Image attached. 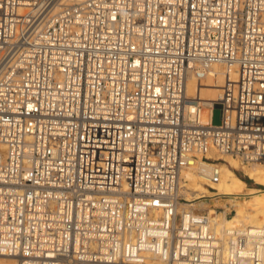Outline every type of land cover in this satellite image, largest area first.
<instances>
[{
  "label": "built area",
  "instance_id": "1",
  "mask_svg": "<svg viewBox=\"0 0 264 264\" xmlns=\"http://www.w3.org/2000/svg\"><path fill=\"white\" fill-rule=\"evenodd\" d=\"M56 2L0 0V255L264 264V227L225 241L178 212L210 152L264 165V0ZM214 65L228 82L204 105L188 84Z\"/></svg>",
  "mask_w": 264,
  "mask_h": 264
},
{
  "label": "bare ground",
  "instance_id": "2",
  "mask_svg": "<svg viewBox=\"0 0 264 264\" xmlns=\"http://www.w3.org/2000/svg\"><path fill=\"white\" fill-rule=\"evenodd\" d=\"M82 1L85 0H57L53 11L57 12L62 6L71 5L72 2L75 4L74 2ZM230 78V81L237 80L236 74H231ZM227 82L228 78L224 68L214 65L204 79L190 80L188 93L192 96L197 95L202 104L212 105L219 102L222 89ZM188 110L192 111L193 107ZM209 156L216 162L199 161L186 172L185 177L188 182L183 194L188 202H182L178 212L182 214L196 211L200 214L204 213L216 235L225 241L232 233L233 235L240 234L245 228L264 227V192L259 193V189L249 187L234 172L240 169L254 183L264 186V165L244 164L238 158L217 154L213 151L209 153ZM215 166L221 170V179L217 184H210L208 175ZM246 193L252 194V200L248 198L250 200L246 203L236 202L237 196ZM181 205L189 209H184V211ZM191 207L196 209H190ZM202 210L203 213H201ZM217 210L222 211V216L218 219L212 215V212ZM0 259L6 261L7 264H18V260L14 257L0 255Z\"/></svg>",
  "mask_w": 264,
  "mask_h": 264
},
{
  "label": "rangeland",
  "instance_id": "3",
  "mask_svg": "<svg viewBox=\"0 0 264 264\" xmlns=\"http://www.w3.org/2000/svg\"><path fill=\"white\" fill-rule=\"evenodd\" d=\"M74 3H77V2H74ZM71 4H73V2ZM211 120H212V123L215 124V125H218V124L221 123V110L219 108H215L213 110L212 118H211V109L209 107H205L204 109H202V112H201V122L203 124H209ZM218 162H220V161H218ZM234 172L240 178H242L243 180L249 181V183H247V185L249 187H253V188L259 189L260 190L259 193L260 192H264V186H260V185H257L256 183H254V181L251 180L249 177H247L240 169L239 170H234ZM257 193H255V194H257ZM236 198H237V201L236 202L246 203L247 201L250 200L248 198H251V200H252V194L246 193V194H243V195H239ZM181 208L183 210L184 209H186V210L189 209L188 207H184V205H181ZM190 209H196V208L191 207ZM203 212L204 211L202 210L201 213H203ZM196 213H200V212L199 211L198 212L196 211ZM212 215L215 216L218 219L220 216H222V211L221 210H217L216 212H212ZM0 264H7V262L6 261H3V259H0Z\"/></svg>",
  "mask_w": 264,
  "mask_h": 264
},
{
  "label": "trees",
  "instance_id": "4",
  "mask_svg": "<svg viewBox=\"0 0 264 264\" xmlns=\"http://www.w3.org/2000/svg\"><path fill=\"white\" fill-rule=\"evenodd\" d=\"M246 183H249V181H247V180H244Z\"/></svg>",
  "mask_w": 264,
  "mask_h": 264
}]
</instances>
